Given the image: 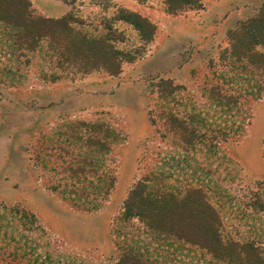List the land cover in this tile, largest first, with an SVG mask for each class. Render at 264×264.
<instances>
[{
    "label": "rangeland",
    "instance_id": "1",
    "mask_svg": "<svg viewBox=\"0 0 264 264\" xmlns=\"http://www.w3.org/2000/svg\"><path fill=\"white\" fill-rule=\"evenodd\" d=\"M191 1L0 0V264H264V0Z\"/></svg>",
    "mask_w": 264,
    "mask_h": 264
},
{
    "label": "trees",
    "instance_id": "2",
    "mask_svg": "<svg viewBox=\"0 0 264 264\" xmlns=\"http://www.w3.org/2000/svg\"><path fill=\"white\" fill-rule=\"evenodd\" d=\"M18 1V0H17ZM106 1V0H105ZM107 1H110V0H107ZM18 4V3H17ZM26 4H25V0H22V5L19 3L18 5H17V8H18V10L16 9L15 11H14V14L16 15V16H19V17H21V18H24V14L26 13V6H25ZM190 5H193V6H195V7H199V6H202V3H201V0H195L194 2H192L191 1V4ZM25 8V9H24ZM8 15H3V14H1L0 13V20L1 21H6L7 22V20H10L9 19V17H7Z\"/></svg>",
    "mask_w": 264,
    "mask_h": 264
}]
</instances>
